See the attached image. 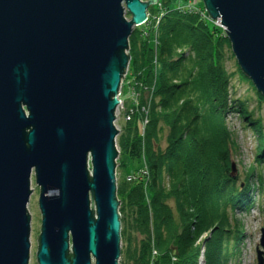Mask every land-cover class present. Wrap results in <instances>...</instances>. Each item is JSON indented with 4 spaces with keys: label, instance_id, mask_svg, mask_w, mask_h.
Segmentation results:
<instances>
[{
    "label": "water",
    "instance_id": "obj_1",
    "mask_svg": "<svg viewBox=\"0 0 264 264\" xmlns=\"http://www.w3.org/2000/svg\"><path fill=\"white\" fill-rule=\"evenodd\" d=\"M202 1L264 97V0ZM155 2L0 0V264L29 263L32 172L37 264L119 263L117 97L128 40Z\"/></svg>",
    "mask_w": 264,
    "mask_h": 264
},
{
    "label": "trees",
    "instance_id": "obj_2",
    "mask_svg": "<svg viewBox=\"0 0 264 264\" xmlns=\"http://www.w3.org/2000/svg\"><path fill=\"white\" fill-rule=\"evenodd\" d=\"M158 29L160 71L150 102L146 147H142L137 117L130 122L127 136L118 140L122 154L140 164L146 159L150 173L143 183H117L120 236L127 245L119 263L197 264L200 249L195 241L211 232L205 241L204 263L227 264L230 244L237 254L242 236L240 221L228 214L247 213L256 200L264 215V126L237 102V112L257 142L253 163L238 184L239 176L231 177L230 170L237 147L225 122L236 102L230 95L232 75L223 66V49H231L228 38L199 15L175 10L168 11ZM141 34L133 31L128 40L127 70L135 76L148 69L152 60L153 49L140 41ZM177 49H186L187 54L177 55ZM238 73L255 91L239 68ZM139 76L150 83V75ZM255 94L264 102L263 96ZM159 125L169 129L164 154L155 150Z\"/></svg>",
    "mask_w": 264,
    "mask_h": 264
},
{
    "label": "rangeland",
    "instance_id": "obj_3",
    "mask_svg": "<svg viewBox=\"0 0 264 264\" xmlns=\"http://www.w3.org/2000/svg\"><path fill=\"white\" fill-rule=\"evenodd\" d=\"M142 2L147 3L149 0H141ZM195 6L199 7L201 11L204 10L203 1L202 0H156L150 7H148L146 11V21L139 27H134L133 31L139 30L142 31L141 35H138L141 39L140 41L146 42L153 49L152 52V60L150 64H148V69L143 70V73H138L139 75L151 76L150 83H145L143 78L140 79L139 75L135 76V74H130L129 69L126 71V74L123 76L121 87L119 90V96L117 99L119 100V108L115 113V123L114 126L118 131V136L115 139V147L117 151V158L115 160L116 169H115V180L116 186L117 183H122L125 181L126 183H134L127 180V176L132 174L135 170H137L142 165H145L146 162L142 158V163H138L136 161H130L127 158V155L122 154L120 147L118 146V140L120 135L127 136V129L129 128L130 122L133 118L137 117L140 120L141 124V135L140 140L142 143V147H146L145 143V135H147V131L149 128L150 121V108L151 103L153 101V92L156 90V76H158L160 71V66L157 61V57L159 54V33L158 28L162 20L168 11H177L180 13H187L185 10H181L182 6ZM124 7V4L122 5ZM163 12V13H162ZM162 15L160 16V14ZM196 15V14H195ZM124 16L126 20H130V15H128L125 7H124ZM212 20V19H211ZM214 21V20H212ZM210 26L215 27L218 31H223V36L227 38L225 29L218 28L212 22H207ZM143 27V28H141ZM132 31V32H133ZM178 31L177 33H179ZM177 34V35H178ZM180 36L177 37V39ZM129 51V49H128ZM186 49H177L176 54H187ZM224 61L223 66L226 72L231 76L230 79V95L232 100L236 101L233 105L232 109L225 115V122L228 126V130L232 134L234 142L236 144V153H232V162L230 164V170L232 165L236 168V176H239L238 184L242 182L244 171L249 168V166L253 163L255 157V149L257 146L256 142V134L252 132V130L248 129L245 123V120L241 118L238 114V103L243 104L248 112L252 113L251 119L258 120L260 119L264 126V102L260 101V99L256 96L255 91L251 87V85L243 80L238 73V65L232 54L231 49L225 47L223 49ZM129 55V52H128ZM129 67V65H128ZM240 69V68H239ZM148 74V75H147ZM253 86V85H252ZM255 89V88H254ZM142 99L146 105H142ZM236 110V111H235ZM163 129L161 130V128ZM157 131V137L159 139L158 142L154 143L156 145L155 150L161 151L162 154L166 152L168 147L167 137L169 135V129L162 125H159ZM145 150V149H144ZM147 165V164H146ZM168 178L164 174L163 176V185L167 187ZM242 186V185H241ZM243 187V186H242ZM30 189L32 194L29 198V202L27 204V213L30 216V253H29V263L28 264H37L36 254L38 247V236L41 233V214L38 207V198L40 194V189L35 183L34 174L32 172L30 178ZM170 205L172 207L173 203ZM229 216H234V219L240 221L241 223V231L242 236L240 237L238 243V252L234 251L233 243L230 244L229 253L232 254L228 258L227 264H257L256 259V248L259 246L261 230L264 229V215L261 214L257 207V202L255 200V205L250 209L249 212L236 211L234 213L228 214ZM135 235V234H134ZM211 232L200 235L196 241L195 246L199 247L200 254L197 264H205L204 263V246L205 241L210 239ZM140 239V237H138ZM127 245L120 238V254L121 251L126 250ZM152 256H156L155 252H152ZM120 260V259H119ZM172 261L174 259H171ZM120 264V263H118Z\"/></svg>",
    "mask_w": 264,
    "mask_h": 264
},
{
    "label": "built area",
    "instance_id": "obj_4",
    "mask_svg": "<svg viewBox=\"0 0 264 264\" xmlns=\"http://www.w3.org/2000/svg\"><path fill=\"white\" fill-rule=\"evenodd\" d=\"M181 10H185L189 14L199 15L204 21H207L209 23L212 22V24H214L216 27L223 28L219 21H212L209 18V16L206 14L205 10L201 11V9L199 7L184 6L183 5ZM162 13L160 14V16L162 15ZM118 108H119V105H118L117 109ZM149 174H150L149 169H148L147 165L145 164V165H142L141 167H139L137 170H135L132 174H129L127 176V180L130 182L143 183L149 179Z\"/></svg>",
    "mask_w": 264,
    "mask_h": 264
},
{
    "label": "clouds",
    "instance_id": "obj_5",
    "mask_svg": "<svg viewBox=\"0 0 264 264\" xmlns=\"http://www.w3.org/2000/svg\"><path fill=\"white\" fill-rule=\"evenodd\" d=\"M142 2V1H141ZM146 21V20H145ZM144 23V22H143ZM141 26V25H140ZM129 42V41H128Z\"/></svg>",
    "mask_w": 264,
    "mask_h": 264
}]
</instances>
